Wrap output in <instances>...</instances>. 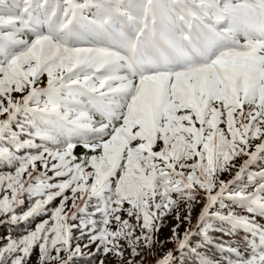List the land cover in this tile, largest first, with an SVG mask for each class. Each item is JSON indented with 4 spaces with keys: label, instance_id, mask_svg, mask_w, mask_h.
<instances>
[{
    "label": "snow or ice",
    "instance_id": "obj_1",
    "mask_svg": "<svg viewBox=\"0 0 264 264\" xmlns=\"http://www.w3.org/2000/svg\"><path fill=\"white\" fill-rule=\"evenodd\" d=\"M0 6V165L13 169L0 172V223L48 216L0 245V264H31L37 248L36 264H143L141 248L190 246L196 233L179 224L200 200L207 242L225 199L246 214L211 216L260 244L221 245L224 260L199 264H264V170H250L264 160V0H100L90 17L77 0ZM174 250L156 264H174Z\"/></svg>",
    "mask_w": 264,
    "mask_h": 264
},
{
    "label": "trees",
    "instance_id": "obj_2",
    "mask_svg": "<svg viewBox=\"0 0 264 264\" xmlns=\"http://www.w3.org/2000/svg\"><path fill=\"white\" fill-rule=\"evenodd\" d=\"M9 4H11V0H8ZM79 4L83 6V14L85 16H91L96 12V5L100 2V0H77ZM225 0H221V4H223ZM233 2H236V0H233ZM2 8V6H0ZM224 23L222 22L220 27H223ZM47 83V77L46 75L41 78V86H46ZM16 94V93H15ZM14 94V98H17V96ZM19 94V93H18ZM99 119V117H96ZM23 117H20L21 122H23ZM15 127V125L13 126ZM221 127H224V125H221ZM26 138V137H25ZM255 143V142H254ZM160 144L157 145V150L159 149ZM86 151L82 145H77L76 149L74 150V154L78 157V154L81 152ZM20 154H23L21 152ZM243 159L245 157H239L237 158V168L239 167V164L243 162ZM2 167L1 172H7L12 171L13 169H9L5 165H0ZM252 172H255L256 168L255 166H251L250 169ZM235 169L231 173H224L221 175V179L228 180L231 179L232 175H234ZM242 184L247 183V176H243L241 178ZM247 191H252V188H247ZM28 199L25 197V204L17 209V212H23L28 207ZM59 203V200L54 201L52 204L49 205V209H51L53 206L57 205ZM204 201L200 200L197 204L194 205L193 211H192V219L190 222L188 221H182L179 224V233L181 234V237L186 229H193V226L196 222V219H194L195 215H197L203 208ZM183 207V206H182ZM181 207V210H182ZM229 210H234L236 212H239L241 214L243 213L242 209L236 207L232 201L225 199L224 204L220 205L217 204L216 208L210 209V216L207 218V225L209 226L208 230V241L206 242L204 240V237L202 235L201 229L205 227L204 224L200 225V228H197L194 230L196 233L195 236L191 238L190 246L186 247L182 251H175V244L174 243H164L161 247L159 243L154 245L152 249V254L148 258L149 251L147 249L141 248V256L143 257V264H148L151 259L158 256V259L165 253H167L169 250H174V264H199L200 258L205 257L210 259L211 261H222L225 259V257L228 255L226 251H221V247L218 245H214L211 242V239L216 241L219 238H222L224 236H233L234 237V244L232 247L240 248V250L243 252V241L247 237V234L249 230L243 229V228H234L231 225L218 221L214 219L211 214L215 213L216 211H222L226 213ZM181 217L186 215L187 213L182 210ZM173 218V219H172ZM48 219V216H39L35 219L31 220L28 223L21 222L19 224H12V223H0V245H3L6 243L8 238H17L26 233V231L29 228H35L36 224H38L40 221ZM172 219V220H171ZM0 220H4V217H0ZM256 220L259 224H264V217L257 216ZM135 223V222H131ZM177 220L175 219V215L169 216L166 223L163 224L162 227H160L159 232L155 233V236L158 237L159 241H168L170 237H172V229L177 224ZM171 224V226H170ZM113 229H115V222L112 224ZM222 229V230H221ZM74 237L78 238L79 233L75 232ZM77 241L74 239L73 243L75 244ZM82 243L83 241H79ZM86 251V250H85ZM88 251V250H87ZM86 251V252H87ZM130 253L125 251V257L124 261H127L129 258ZM39 256V250L34 249L33 255H32V262L31 264H36L37 257ZM141 256H137L135 258L136 261H139L141 259ZM99 259L98 255H93L90 262H85L81 257H77L74 261V264H97V261ZM156 259V258H155ZM106 260V259H105ZM120 264H124V262H120ZM135 264V261H134Z\"/></svg>",
    "mask_w": 264,
    "mask_h": 264
},
{
    "label": "rangeland",
    "instance_id": "obj_3",
    "mask_svg": "<svg viewBox=\"0 0 264 264\" xmlns=\"http://www.w3.org/2000/svg\"><path fill=\"white\" fill-rule=\"evenodd\" d=\"M15 95L17 96V98L20 97V94H18V93H16ZM253 166H255L257 169H261V168H263L264 165H262L261 160H259V161H257ZM1 170H2V167L0 166V172H1ZM49 175H51V173H49ZM92 203H94V201H93ZM70 205H71V201H69V206H70ZM216 206H217V205H214L212 209L216 208ZM181 207H182V206H181ZM89 210H90V211L93 210V209L91 208V206H90ZM182 210H183V207H182ZM201 211H202V210H201ZM201 211H200V212H201ZM200 212H199L197 215H195L194 219H197V218H198ZM172 215L174 216L175 213H173ZM172 215H171V216H172ZM96 218L99 219L98 216H97ZM124 218H127V217H126L125 214L122 213V219H124ZM168 218H169V216L164 217V223H163V224L166 223V221H167ZM172 219H173V218H172ZM172 219H171V220H172ZM130 222H135V220L133 219V220L130 221ZM170 226H171V224H170ZM196 227H197V222H195V224H194L192 230L194 231V230L196 229ZM77 233H78V232H77ZM136 235H139V231H138V230H137V232H136ZM85 242H86V241H83L81 244H83V243H85ZM211 242H212L214 245H218V246H220V247H221V245H224V246L231 245V246H232V245L234 244V237L231 236V235H229V236H224V237H222V238L217 239L216 241H214L213 239H211ZM251 243H255L256 245H259V244H260V237H259V234H258V233H256V232H252V231H249V232H248L247 237H246V238L244 239V241H243V252H246V251H247L248 246H249ZM94 247H95V246H93V248H94ZM86 251H87V250H86ZM125 251L128 252V253H130V250L127 249V248L125 249ZM151 254H152V251L149 252V254H148V258L150 257ZM92 257H93V256H92ZM92 257H89L87 254H85V255L82 256L81 258H82L85 262H90L91 259H92ZM155 258H156V259H155ZM155 258L151 259V261H149L148 264H156V261L158 260V256H156ZM105 259H106V264H116V260H117L118 258L114 259V258H112L111 255H110L109 257H106Z\"/></svg>",
    "mask_w": 264,
    "mask_h": 264
},
{
    "label": "clouds",
    "instance_id": "obj_4",
    "mask_svg": "<svg viewBox=\"0 0 264 264\" xmlns=\"http://www.w3.org/2000/svg\"><path fill=\"white\" fill-rule=\"evenodd\" d=\"M91 154H94V153H90V152L84 151V152L79 153L78 157L82 156V155H91ZM95 154H98V153H95Z\"/></svg>",
    "mask_w": 264,
    "mask_h": 264
}]
</instances>
